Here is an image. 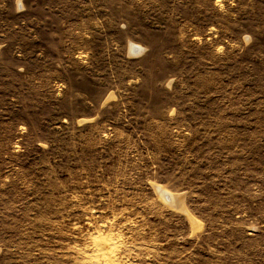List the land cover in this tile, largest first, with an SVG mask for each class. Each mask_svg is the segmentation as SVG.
Returning a JSON list of instances; mask_svg holds the SVG:
<instances>
[{"label": "rangeland", "instance_id": "obj_1", "mask_svg": "<svg viewBox=\"0 0 264 264\" xmlns=\"http://www.w3.org/2000/svg\"><path fill=\"white\" fill-rule=\"evenodd\" d=\"M0 264H264V0H0Z\"/></svg>", "mask_w": 264, "mask_h": 264}, {"label": "bare ground", "instance_id": "obj_2", "mask_svg": "<svg viewBox=\"0 0 264 264\" xmlns=\"http://www.w3.org/2000/svg\"><path fill=\"white\" fill-rule=\"evenodd\" d=\"M131 49H132V51H134V52H137V51H144V49L142 48V47H140V46H137V47H135V45H132L131 46ZM143 49V50H142ZM157 191H158V193H159V195L163 198V200L166 202V200H165V198H164V194L165 193H168V194H170L169 192H167V191H164V190H162L160 187H157ZM172 197H173V203L172 204H169L168 202H166L168 205H170V206H173V207H177V208H179V209H181L183 212H187V210H186V208L184 207V205H183V198H182V195H172V194H170ZM179 205V206H177V204ZM108 243V242H107ZM104 245V244H103ZM101 246H102V244H101ZM101 250H103V251H106L105 253H104V256L105 257H109V250H108V248L107 247H105V248H102ZM110 252H111V250H110ZM105 259V258H104ZM106 260V259H105Z\"/></svg>", "mask_w": 264, "mask_h": 264}, {"label": "water", "instance_id": "obj_3", "mask_svg": "<svg viewBox=\"0 0 264 264\" xmlns=\"http://www.w3.org/2000/svg\"><path fill=\"white\" fill-rule=\"evenodd\" d=\"M164 198H165L166 202H168L169 204L173 203V197L170 194L165 193Z\"/></svg>", "mask_w": 264, "mask_h": 264}]
</instances>
